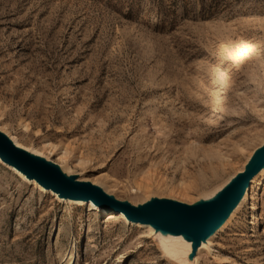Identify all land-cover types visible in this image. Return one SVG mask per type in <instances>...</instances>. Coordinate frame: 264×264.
I'll return each instance as SVG.
<instances>
[{
  "label": "rangeland",
  "instance_id": "1",
  "mask_svg": "<svg viewBox=\"0 0 264 264\" xmlns=\"http://www.w3.org/2000/svg\"><path fill=\"white\" fill-rule=\"evenodd\" d=\"M0 127L134 203L206 197L264 142V0H0ZM260 181L196 264H264ZM110 212L0 162V264H180Z\"/></svg>",
  "mask_w": 264,
  "mask_h": 264
},
{
  "label": "water",
  "instance_id": "2",
  "mask_svg": "<svg viewBox=\"0 0 264 264\" xmlns=\"http://www.w3.org/2000/svg\"><path fill=\"white\" fill-rule=\"evenodd\" d=\"M0 158L62 199L94 202L108 211L123 212L129 221L149 224L164 236L183 237L191 243L188 258L194 260L202 244L222 228L243 201L254 178L264 171V142L254 150L242 170L215 193L193 203L158 196L142 203L121 198L21 145L2 128Z\"/></svg>",
  "mask_w": 264,
  "mask_h": 264
},
{
  "label": "bare ground",
  "instance_id": "3",
  "mask_svg": "<svg viewBox=\"0 0 264 264\" xmlns=\"http://www.w3.org/2000/svg\"><path fill=\"white\" fill-rule=\"evenodd\" d=\"M10 135L18 143H20L21 145H23L20 142V140L17 138L16 135H14V134H10ZM27 148L30 149V150H32V151H34V152H36V153H39V154L44 155L43 153H41L36 148H31V147H27ZM0 162L3 163V164H5L6 166H8L11 170L15 171L21 178H23L25 180H28L27 177L22 172L18 171L14 166L8 165L1 158H0ZM63 168L65 170H67V171H70L69 167L63 166ZM261 177H263V180L262 181H264V171L259 176H257L256 178H254L253 183L256 184L258 181H260ZM80 179H82V180H88L86 177H84L82 175L80 176ZM262 181H260L259 184H261ZM31 182L37 184V186L40 187L41 189L46 190L49 193L54 194L58 198H60L57 193H55L54 191H52L50 189L44 188L42 185H40L36 181H31ZM253 183H252V185H253ZM252 185H251V187H252ZM222 186H220L219 188H221ZM251 187L248 189V192L246 193V196L244 197V199L241 202V204L236 208V210L233 212V214L230 216V218L225 222V224L222 226V228L218 232H220L222 229H224L228 225H230L232 223L233 219L237 216V213L239 212V209L249 201ZM105 189L107 191L111 192V188L110 187H107ZM218 189H216L213 193H215ZM60 199L61 200H64V201H67L68 203H70V201H74L75 203L80 204V205H82L84 202L85 203H88L89 206H90V210L91 211H94V210L99 209V208L102 209L98 204H96L94 202H86V201H83V200H74V199H62V198H60ZM110 215H111V217H116V216L119 217V220L120 221H124V222H127V223H133V224H136L138 227L149 229V231L151 232V234L157 236L158 243H159L160 248H161L163 254L165 255V257L169 258L172 261H175L176 263H180V264H196V262L199 263V259H200L201 253L203 251H205V250L210 251V249L212 247V244H213V239L217 236V233H218L217 232L207 242L203 243L202 246L199 248L198 253H197L195 259L194 260H190L188 258V254L190 253L191 248H192L191 247V243L189 241H187L186 239H184L183 237H181V236H174V235L164 236L161 233H158L149 224H144V223H140V222H132V221H129L123 212H117V213L116 212H110Z\"/></svg>",
  "mask_w": 264,
  "mask_h": 264
}]
</instances>
